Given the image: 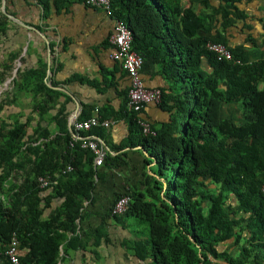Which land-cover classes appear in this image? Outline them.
Listing matches in <instances>:
<instances>
[{
	"label": "trees",
	"instance_id": "trees-1",
	"mask_svg": "<svg viewBox=\"0 0 264 264\" xmlns=\"http://www.w3.org/2000/svg\"><path fill=\"white\" fill-rule=\"evenodd\" d=\"M196 1L209 5V0ZM222 1L205 13L183 7L180 0H111L110 17L130 29L131 48L142 56L141 67L152 63L168 83L159 88L156 105L169 115L160 127L152 125L153 135L144 134L140 113L127 109V87L121 112L111 117L130 114L129 141L147 151L155 168L131 190L115 194L113 203L122 195L130 197L124 213L112 214V203L94 227L81 224L84 200L95 187L98 170L92 151L73 140L67 128L69 98L54 87L60 84L57 80L48 85L44 59L36 68L17 72L16 92L31 94L40 116L58 106L53 116L58 133L51 137L39 125L29 130L31 120L22 122L14 114L9 123H0L1 264H11L3 254L13 235L23 264H59L61 248L90 247L96 254V248L112 241L111 222L130 228L131 235L119 245L148 264H264V55L254 41V49L247 50L229 45L220 33L210 35L217 14L223 27L244 15L236 4L240 0ZM39 2L46 18L48 2ZM10 23L0 10V39ZM211 42L225 45L232 59L218 60L207 47ZM49 47L54 60L56 44ZM20 51L10 52L1 65L0 83L12 72ZM203 59L210 72L203 70ZM225 105H231V113ZM93 111L85 105L78 120ZM98 114L108 116L102 110ZM103 164L113 168L125 161L108 152ZM40 177L56 183L41 187Z\"/></svg>",
	"mask_w": 264,
	"mask_h": 264
},
{
	"label": "crops",
	"instance_id": "crops-1",
	"mask_svg": "<svg viewBox=\"0 0 264 264\" xmlns=\"http://www.w3.org/2000/svg\"><path fill=\"white\" fill-rule=\"evenodd\" d=\"M45 1L48 2V16L42 18L44 8L39 0H5V10L15 19L7 16L11 23L8 25L7 34L0 39V71L10 52L21 51L14 61L12 72L0 83V103L4 104L0 110V123H9L14 114L22 122L31 120L29 130L39 125L42 129L48 128L51 137L58 133L56 121L53 119L58 106L40 116L38 109H34L32 95L25 90L17 93L13 82L18 71L36 68L41 58L47 63L48 85H51L53 79L57 80L60 84L54 87L69 98L65 112L67 128L70 131L72 117L75 114L78 117L85 105L94 109L93 114L102 110L110 115V118L106 116L102 119L111 121V126H98L99 129L92 135L86 136L98 139L112 156L122 155L125 164L108 168L105 164L96 166L93 161L98 176L94 177L95 187L90 197L84 200L83 212L86 214L81 225L94 227L101 222V218L112 205L115 194L131 190L143 179L145 172L153 174L155 164L154 161H147V151L138 142L129 141L132 122L130 114L111 117V113L121 112L129 86V78L121 64L110 57L113 46L109 37L114 29L113 19L99 8L86 6L82 0ZM180 1L183 7H192L205 13H212V9H217L224 3L222 0H209V5L204 7L196 0ZM236 4L243 11V17L236 19L234 24L223 27V18L217 14L215 28L210 31V35L217 38L220 33L229 45H244L247 50L254 49V41L260 54L254 53L264 55L263 0H240ZM0 10L2 11V1ZM39 26L43 29L38 28ZM51 42L57 48L54 60L48 51ZM202 67L206 73L211 71L205 59ZM141 68L140 74L147 87L167 88L168 83L156 73L157 66L146 63ZM261 86L260 82L259 87ZM14 93L16 98L13 97ZM224 108L231 113V105H225ZM168 115L154 103L146 104L139 114L148 121L150 127H160L167 121ZM235 116L240 118V113H235ZM57 203L56 199L53 200V205ZM107 228L112 241L96 248V254L90 247L76 250L61 248L59 264H148L120 247L119 240L131 235L129 227L123 228L122 225L111 222Z\"/></svg>",
	"mask_w": 264,
	"mask_h": 264
},
{
	"label": "built area",
	"instance_id": "built-area-1",
	"mask_svg": "<svg viewBox=\"0 0 264 264\" xmlns=\"http://www.w3.org/2000/svg\"><path fill=\"white\" fill-rule=\"evenodd\" d=\"M85 5L96 7L103 10L106 14H111V0H82ZM264 7V0H263ZM109 40L113 45V51L110 54L111 59L118 61L122 68L126 71L129 78V86L127 91V108L129 111L140 113L146 104L154 103L159 104L161 101V92L158 88H148L145 86L143 79L140 75V68L143 63L142 56L133 51L131 48L133 36L128 26L120 20L114 21L113 33L110 35ZM208 49L212 51L218 60H231L232 55L228 48L220 42H211L207 45ZM237 62V61H236ZM138 123L141 126L144 134H154V130L151 129L148 121L143 118L138 119ZM112 122L106 119H102L98 114H94L85 120H78L75 114L71 120L72 139L80 140L81 147L92 151L94 158V164L101 166L107 155V151L104 146L98 141V139L92 136H79V132H87L94 127L103 126L109 127ZM71 167H68L70 170ZM40 186L46 187L56 181L50 180L47 177H40ZM264 194V186L262 187ZM130 197L128 195H122L112 205V214H122L129 207ZM11 264H23L20 261V253L18 248V240L13 235L10 243L3 254ZM1 264V257H0Z\"/></svg>",
	"mask_w": 264,
	"mask_h": 264
},
{
	"label": "water",
	"instance_id": "water-1",
	"mask_svg": "<svg viewBox=\"0 0 264 264\" xmlns=\"http://www.w3.org/2000/svg\"><path fill=\"white\" fill-rule=\"evenodd\" d=\"M2 12L6 15V16H8L9 18H11V19H15V17L13 16V15H10L9 13H7V11L5 10V0H2ZM48 51H50V49H49V45H48ZM48 74H49V72H48ZM165 185V184H164Z\"/></svg>",
	"mask_w": 264,
	"mask_h": 264
},
{
	"label": "rangeland",
	"instance_id": "rangeland-1",
	"mask_svg": "<svg viewBox=\"0 0 264 264\" xmlns=\"http://www.w3.org/2000/svg\"><path fill=\"white\" fill-rule=\"evenodd\" d=\"M238 106H239V105H238ZM232 109L234 110V109H235V106H232ZM152 162H153V161H152ZM145 235L148 236L147 233H145ZM218 263H219V264H223L224 262H218Z\"/></svg>",
	"mask_w": 264,
	"mask_h": 264
}]
</instances>
